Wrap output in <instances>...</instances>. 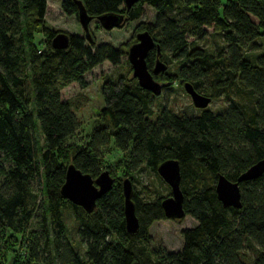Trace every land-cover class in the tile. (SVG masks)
Instances as JSON below:
<instances>
[{"label": "trees", "instance_id": "16d2710c", "mask_svg": "<svg viewBox=\"0 0 264 264\" xmlns=\"http://www.w3.org/2000/svg\"><path fill=\"white\" fill-rule=\"evenodd\" d=\"M46 1L0 0V242L7 252L0 253V264H39L42 251L49 257L47 264L53 259L62 264H264V172L238 183L239 208L223 207L214 191L217 173L235 180L264 159V52L255 55L264 47V0H137L129 7L123 0H79L90 18L119 12L121 23L138 19L142 4L150 6L156 12L153 31L144 22L137 30H147L159 47L158 58L167 52L175 65L168 73L163 62L165 69L153 78L189 82L195 90L206 79L203 95L227 98L219 113L204 108L185 116L162 108L150 119L158 94L139 87L129 73L118 72L102 80L101 125L80 146L66 142L76 120L71 101L61 100L59 89L70 81L84 87L86 71L102 61L117 65L123 51L96 43L89 28L90 39L64 32L66 47L53 48L50 40L61 31L45 25ZM76 1L60 0L59 6L77 20ZM206 27L221 37L223 45L215 53L188 41L203 37ZM36 32L41 34L39 45L34 43ZM155 56L153 46L145 56L149 71ZM125 64L131 70L127 60ZM229 88L245 101L228 98ZM109 140L124 153L122 174L141 164L156 172L161 161L177 160L182 207L196 221L181 230L179 251L155 258L140 243L148 224L165 218L159 205L165 196L138 205L132 190L139 226L127 233L122 178H113L89 213L60 194L66 165L94 177L100 171V147ZM104 169L109 172V165ZM33 180L39 183L41 214L47 219L41 221V243L35 230L25 226L36 207ZM65 205L74 213V235L85 243L84 259L62 238ZM250 245L248 257L243 249Z\"/></svg>", "mask_w": 264, "mask_h": 264}, {"label": "rangeland", "instance_id": "374dc122", "mask_svg": "<svg viewBox=\"0 0 264 264\" xmlns=\"http://www.w3.org/2000/svg\"><path fill=\"white\" fill-rule=\"evenodd\" d=\"M59 1L60 0L46 1V10L44 13L45 25L61 32L83 35L82 29L74 15H65L60 9ZM141 8V15L138 19L124 20L119 26L107 30L101 28L95 19L90 20L88 28L94 41L96 43L106 42L113 47H119L122 49L123 53L120 56L117 65H112L108 61H102L86 71L83 74V80L85 81L84 87H80L76 82L70 81L67 85L59 89V98L61 100L69 99L71 101L73 105L71 110L76 120V127L73 133L66 139V142L80 146L88 140L92 129L101 125L99 110L103 105L100 95V85L102 80L107 77H112L118 72H127L129 73L128 76L131 75V70H128L125 60H127L126 52L128 46L135 41V33L138 31L137 25L140 22L147 23L150 26L149 31L152 32L156 19V12L153 8L146 4H142ZM205 30L206 33L203 37L198 39L188 37V41H192L193 44L200 46L206 52L215 53L217 52V49L223 45L221 37L212 32L211 27H206ZM257 40L262 41L263 39L258 37ZM39 42H41V34L36 32L34 43L39 45ZM258 48L260 49L255 51V55L264 52V47L259 46ZM244 51L249 54H254V51L247 47L244 48ZM168 56L169 54L165 52L163 58H160V60L166 63V68L169 73L173 71L172 69L175 65L170 61ZM171 80L159 81L161 90L157 96H154L151 102L150 107L153 115L150 119H154L158 111L162 108H166L172 113L178 115L194 116L199 114L201 109L195 108L192 105L189 96L183 89V83H179L178 80ZM196 90L200 94H203L202 92L204 91H208L206 79L197 86ZM227 95L228 98L239 102L245 101L234 93L233 88L227 90ZM226 105L227 98L219 96L211 99L205 109H208L213 113H219L225 109ZM33 137L36 142H40V135L36 128H34ZM100 149L101 166L99 167V170L101 171L105 168V165H109V174L113 178L130 177L129 179L131 181L132 190L134 191V199L135 202H138V205H142L145 202H153L158 197L167 196L169 194V187L162 181L156 172H153L144 164L137 166L135 169H129L126 171L127 175L122 174L126 164L124 153L117 150L113 146L111 140L100 147ZM30 185L32 191L36 194V207L33 212V218L25 223V226L32 227L35 230V238L37 242L41 243L43 240L41 221L44 220L47 222V219L42 217L41 214L40 203L42 197L39 193V183L36 180H33ZM76 211L79 212V210ZM62 220L65 226V231L62 236L63 240H67L75 249L79 257L84 259L85 243L73 233L75 225L74 213L68 205L62 207ZM195 224L196 221L187 214H184V216L179 219L162 218L153 220L148 224L146 233L141 238L140 243L145 246L146 251L149 252L152 257L160 258V256H163L165 253L179 251L182 246L181 230L192 227ZM5 239H7V243L8 241H11V239L6 237L4 240ZM3 246L2 241L0 242V253L7 255L6 249H4ZM243 251L246 256H251V252L253 251L252 246H245ZM39 258V264H47V261L49 260V257L44 251L39 252ZM85 263L88 264L87 262ZM49 264L62 263L53 259Z\"/></svg>", "mask_w": 264, "mask_h": 264}, {"label": "water", "instance_id": "95a60500", "mask_svg": "<svg viewBox=\"0 0 264 264\" xmlns=\"http://www.w3.org/2000/svg\"><path fill=\"white\" fill-rule=\"evenodd\" d=\"M137 0H123L124 6L129 7ZM77 21L83 30V35L90 39L88 24L92 18L86 14L83 5L79 0L76 1ZM123 19L119 12H106L96 17L99 25L103 29L117 27ZM68 42V36L64 32H57L50 40V45L55 49L65 48ZM155 47V58L149 71L145 64L147 52ZM160 51L157 44H154L151 35L147 30H141L135 33V41L131 43L126 52V59L131 68V76L136 79L139 87L149 91L153 95L160 93L161 85L153 78L160 71L165 69V64L158 58ZM183 89L189 96L192 105L198 109H204L210 102V97L197 92L189 82L183 83ZM157 175L169 187V194L159 201L163 216L167 219H179L184 216L182 207L183 194L179 188V164L176 159L168 158L161 161L155 169ZM264 172V159L257 160L244 171L239 173L235 180L226 178L223 174L217 173L214 182V191L216 199L223 207L230 206L239 208L240 189L238 183L245 180L254 179ZM113 183V177L107 169L99 171L94 177L81 172L72 163L66 165L63 181L59 187L60 194L72 204L81 207L85 212H90L95 201L107 190ZM120 190L122 194V216L124 229L127 233H133L139 226L138 218L135 214L134 203L130 198L132 186L127 177L120 181Z\"/></svg>", "mask_w": 264, "mask_h": 264}]
</instances>
